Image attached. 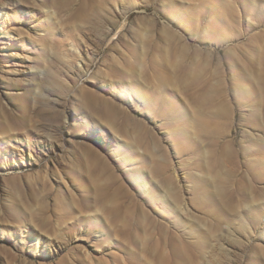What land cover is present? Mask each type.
<instances>
[{"label":"rangeland","instance_id":"374dc122","mask_svg":"<svg viewBox=\"0 0 264 264\" xmlns=\"http://www.w3.org/2000/svg\"><path fill=\"white\" fill-rule=\"evenodd\" d=\"M0 1V264H264V0Z\"/></svg>","mask_w":264,"mask_h":264},{"label":"bare ground","instance_id":"6f19581e","mask_svg":"<svg viewBox=\"0 0 264 264\" xmlns=\"http://www.w3.org/2000/svg\"><path fill=\"white\" fill-rule=\"evenodd\" d=\"M8 1H11V2H14V3H17V1L16 0H8ZM1 2V1H0ZM3 9H5V7H3ZM2 8L0 9V18H1V16H2ZM8 14V13H7ZM43 126V124H40L39 126H37V129H39V128H41ZM15 136V135H14ZM9 141H11V139L10 138H8L7 136H5ZM10 137V136H9ZM16 137V136H15ZM27 138V140H28V142H29V147H31V140H30V137H29V135L26 137ZM10 143H12V142H10ZM12 145H13V143H12ZM39 240H40V237H39ZM39 242V241H38ZM37 242V243H38Z\"/></svg>","mask_w":264,"mask_h":264}]
</instances>
